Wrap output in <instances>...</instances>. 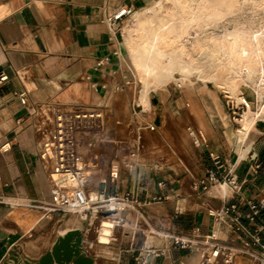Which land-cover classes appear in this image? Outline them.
<instances>
[{"label":"crops","instance_id":"obj_1","mask_svg":"<svg viewBox=\"0 0 264 264\" xmlns=\"http://www.w3.org/2000/svg\"><path fill=\"white\" fill-rule=\"evenodd\" d=\"M150 1L0 0V264L12 253H18L21 259L38 260L48 251L60 230L77 221L63 222L65 214H46L45 209L31 205L49 199V182L36 155L33 99H47L59 104L88 103L92 94H100L106 85L112 92V68L117 58L120 65L122 63V29L128 24L129 15L111 25L106 18L121 6L134 10ZM192 98L189 97V102ZM190 106L193 109L191 103ZM201 112H196L198 118ZM199 120L201 127L209 132L205 128L207 124L201 118ZM225 136L227 144L235 146L234 137H230L227 128ZM231 165H234L232 175L236 179V188L228 184L230 191L227 188L224 194L219 189L215 191L219 185L210 189L218 196L215 199L197 194L178 198L176 192L179 189L174 185L178 183L181 187L182 184L175 169L168 167L166 176L158 166L146 168L143 163H135L133 175L129 173L128 188L122 194H128L135 207L158 219L159 226L168 231L191 234L197 229L201 234H207L219 230L224 236L220 238L222 241L232 246L247 243L259 250L264 245L262 133L250 130L243 143L237 146V152L231 148L222 163L215 162V167L205 169L204 173L195 169L194 174L189 172V185L196 189L202 180L210 184L226 182L224 177ZM211 173L213 177H210ZM180 200L185 206L181 210L177 207ZM231 206L234 209L222 220L214 215V208L220 211ZM41 212L39 217L37 213ZM236 218L246 230L238 229ZM84 222L83 249L96 264H105L88 251ZM55 227H58L57 231L50 238L46 232ZM41 236H44L43 240L39 239ZM252 236L259 238L258 244L253 243ZM23 241L24 244L35 243L31 254L36 255L42 249L39 256L25 254ZM166 242V238L149 234L144 245L159 248L144 249L139 242L128 243L122 245L116 257L106 264H140L142 260L147 264L201 263L202 251Z\"/></svg>","mask_w":264,"mask_h":264},{"label":"rangeland","instance_id":"obj_2","mask_svg":"<svg viewBox=\"0 0 264 264\" xmlns=\"http://www.w3.org/2000/svg\"><path fill=\"white\" fill-rule=\"evenodd\" d=\"M155 1L157 0H151L144 7L134 9L132 15L135 12L142 13L145 10L148 11ZM243 14L245 13L243 12ZM239 15H241V12ZM124 28L122 29L123 42H121L122 63L120 65L118 58L114 62L115 66L112 68L111 75L112 83H114L112 92L107 90L109 85H106L100 94L93 93L90 101L86 104L99 105L96 108L100 109V111L102 110L103 117L91 118L87 123L82 124L77 132L79 151L86 163L89 162L93 169L89 167V170L92 171L87 182L91 201L97 203L104 198L107 199L116 195L121 199L123 190L128 188L130 183L131 174L129 173H132V175L134 173L135 163H143L146 165V168L151 167L150 165L158 166L161 168V173L166 176L168 167L175 169L177 178L181 179L180 182L182 184L181 187L178 183L174 185L175 189H179L176 192L178 198H185L190 194H192L190 197H193L194 194H197L201 195L202 198L215 199L218 196L215 195V192L210 191V187L218 184L219 181H215L212 184L206 183V188L200 185L194 189L192 185H189V172L194 174L195 169L204 173L205 169L215 167L217 160L220 159V162L217 164L222 163L224 155L231 148L237 152L239 144L235 141V146L227 144L225 130L227 128L230 137H234L240 129V124L243 120V115L247 111V107L229 92L217 88L214 82L191 83L189 80H184L182 81V85L178 86L175 80L170 79L163 85L168 90L164 98L165 100L160 98V91L154 92V88H152L153 106L150 105L148 109H145L140 105L139 96L142 90V83L138 80L129 51L125 45L124 37L126 32ZM117 88L122 90V92H117ZM132 92H136L135 100L131 99ZM209 92L216 94L223 117H219L216 113L215 108L210 102ZM118 94H123L128 98L124 110V113H126L121 121L116 119L111 121L109 119L111 112L115 108H119V102L114 98ZM239 96L248 102L253 111L257 109L259 102L253 90L249 88L243 89ZM189 97H194L195 100L198 99L197 103L203 109L200 118L209 126V132H206L201 127L199 118L189 104ZM33 100L35 102L34 111L41 109L42 113H45V115L37 114L36 112L33 114L35 124L33 129L36 134L37 143H40L43 135L45 136L48 133L51 136L52 134L50 116L53 114V107H64L66 105L47 99L40 101ZM104 117L107 119L104 120ZM43 119H46V123ZM41 120L44 123H41ZM261 123L258 122L254 130L264 135ZM149 124H154L153 130L148 128ZM137 131L141 134L139 149L136 148ZM216 155H218V158H215ZM112 164H117L118 170ZM111 173L118 175L116 180L112 181ZM184 177L186 178L183 179ZM214 189L218 191L219 188ZM156 200L158 199L154 201ZM125 201L127 202V200ZM183 203V200L178 202L177 207L179 210L185 207ZM96 205L98 207L96 206L86 217L83 215L65 214L63 222L68 219L84 222L86 219L84 227L87 249L94 255L95 259L103 260L105 264L108 260H113L116 257L122 245L128 243L135 244L139 242L144 249L159 248L146 247L144 245V240L149 236L151 229L165 233L168 236L174 234V232L160 227L158 219H154L149 213H142V210L127 209L120 211L116 206L106 204L105 201ZM133 205L135 206V204ZM206 208L209 209V207ZM214 211L218 212V209L214 208ZM118 213L121 214L120 217H116ZM37 215L41 217L42 212L37 213ZM34 217H36L35 214ZM103 220L109 221L112 224L108 228L110 231L108 243H98V234L104 228L101 226V221ZM56 228L58 227L46 232L50 238L51 234L57 231ZM148 240H151V238H148ZM169 241L170 239H167L166 244ZM234 246L240 245L235 244ZM22 248L25 254L35 258L39 256L42 250L36 255L31 254L32 252L30 251H33L35 248L33 241L26 244L23 241ZM235 258L238 259L236 262L234 259L233 264H251L247 259ZM215 263L223 264L221 260H217ZM198 264L201 263L199 262ZM253 264L257 263L253 261Z\"/></svg>","mask_w":264,"mask_h":264},{"label":"bare ground","instance_id":"obj_3","mask_svg":"<svg viewBox=\"0 0 264 264\" xmlns=\"http://www.w3.org/2000/svg\"><path fill=\"white\" fill-rule=\"evenodd\" d=\"M127 10L126 6H121L114 12V15L119 16ZM133 11L131 10L129 23L124 28L126 32L124 41L138 80L142 83L139 96L140 105L145 109L152 105V88L154 92L160 91V98L164 99L168 90L163 85L170 79L175 80L178 86H181L184 80H189L191 83L214 82L217 88L229 92L247 107L240 129L234 135V141L239 146L249 131L255 129L258 122L264 123V0H157L148 11L135 12L132 15ZM240 12L241 15L243 12L245 14L241 16ZM246 88L253 90L258 99L259 104L255 111L250 108L244 98L239 96ZM117 92H122V90L117 88ZM194 97L189 104L193 105L195 113L200 114V104ZM209 97L216 113L219 117H223L216 94L209 92ZM114 98L119 102V108L111 112L109 119L121 121L126 113L124 110L128 98L123 94L115 95ZM135 98L136 92H132L131 99L135 100ZM80 104L85 105L88 108L87 111L95 112L92 115L87 114V117H103L102 110L96 108L99 105ZM34 112L45 115L41 109L37 111L33 109L32 113ZM43 120L46 123V119ZM43 120L41 123H44ZM50 120L52 121V116ZM205 128L208 130V125ZM48 137L50 134H45V138ZM87 164L92 169L90 163ZM112 166L118 170L117 164H112ZM92 170H89V173ZM218 185L223 194L227 188L230 191V186L221 181L212 185L210 189ZM100 201L114 205L120 211L138 209L129 201L119 202L114 196ZM96 206V204L93 205L92 210ZM81 215L86 217L84 212ZM120 216V213L116 214V217ZM101 222L104 228L98 234V243H108L110 236L108 228L112 224L106 220ZM69 225L83 228L82 221H72L64 228ZM149 234L166 239H170L172 235L177 236L175 232L168 236L153 229L149 231ZM178 234L183 240L191 238L185 233ZM214 234L221 239L224 238L219 230H215ZM44 236L39 239L43 240ZM233 249L235 252L242 251L240 246H234ZM193 250L202 251V257L204 256L203 247L193 248ZM236 257L247 259L251 264L255 262L251 255H237ZM237 259L235 258V262ZM94 264H96L95 260Z\"/></svg>","mask_w":264,"mask_h":264},{"label":"built area","instance_id":"obj_4","mask_svg":"<svg viewBox=\"0 0 264 264\" xmlns=\"http://www.w3.org/2000/svg\"><path fill=\"white\" fill-rule=\"evenodd\" d=\"M127 9L125 13L119 16L114 15V11L111 15L107 16V23L111 25L113 21L130 15L132 9L129 7ZM21 102L24 103V100L21 99ZM87 110L88 108L80 103L69 104L64 107L54 106L51 121L52 134L48 138H45L43 135L40 143H36V155L39 166L46 173L49 182V199L34 202L31 205L37 209H45L46 214L59 212L81 215L84 212L88 215L92 210V206L101 202L93 203L91 201L90 192L87 189V182L90 175L89 166L79 151L77 143L79 127L87 123L91 118H97L93 116L87 117V114H95L94 111L90 112ZM148 128L153 130L154 124H151ZM140 139L141 134L137 132V149L140 148ZM215 158H218V155ZM218 162L219 160L216 161V163ZM233 166L231 165L228 168L224 179L227 184L235 189L236 179L232 175ZM213 175L211 173L210 177H213ZM110 176L112 181L117 179L116 173H111ZM206 183V181L202 180L198 186L202 185L203 188H206ZM114 198L121 203H124V200L132 203V200L128 199V194H124L121 199L117 195ZM232 209H234V206L222 208L217 212L216 216L222 220V217ZM234 221L238 224V229L246 230L237 218ZM178 235H172L170 237L173 244L190 250L200 246L204 248V256L202 257L201 264H212L216 260H221L223 264H233L237 255H251L257 264H264V245H261L259 250H255L246 243L240 246L242 249L241 252H235L233 249L234 246L222 241L214 234V231L201 234L196 229L191 234H188L192 239L188 238L186 240H183ZM252 239L253 243H259L258 237L252 236ZM140 264H147L146 260H142Z\"/></svg>","mask_w":264,"mask_h":264},{"label":"water","instance_id":"obj_5","mask_svg":"<svg viewBox=\"0 0 264 264\" xmlns=\"http://www.w3.org/2000/svg\"><path fill=\"white\" fill-rule=\"evenodd\" d=\"M264 129V123H261ZM3 264H94L82 245V227L69 225L62 229L52 246L37 261L19 258L12 253Z\"/></svg>","mask_w":264,"mask_h":264}]
</instances>
